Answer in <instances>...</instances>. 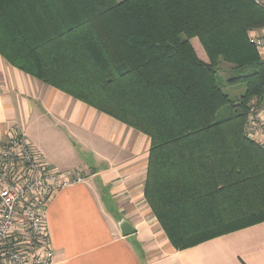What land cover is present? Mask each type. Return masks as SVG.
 <instances>
[{"label":"trees","instance_id":"trees-1","mask_svg":"<svg viewBox=\"0 0 264 264\" xmlns=\"http://www.w3.org/2000/svg\"><path fill=\"white\" fill-rule=\"evenodd\" d=\"M263 28L264 0H0L9 64L150 137L145 197L177 249L264 221V147L245 134Z\"/></svg>","mask_w":264,"mask_h":264},{"label":"crops","instance_id":"crops-1","mask_svg":"<svg viewBox=\"0 0 264 264\" xmlns=\"http://www.w3.org/2000/svg\"><path fill=\"white\" fill-rule=\"evenodd\" d=\"M13 129L53 169L83 178L48 202L53 264H264V221L177 249L145 197L150 137L0 55V141Z\"/></svg>","mask_w":264,"mask_h":264},{"label":"built area","instance_id":"built-area-1","mask_svg":"<svg viewBox=\"0 0 264 264\" xmlns=\"http://www.w3.org/2000/svg\"><path fill=\"white\" fill-rule=\"evenodd\" d=\"M249 40L264 56V32ZM245 134L264 147V85L248 106ZM77 172L53 169L22 130L0 141V264H53L45 214L54 193L82 181Z\"/></svg>","mask_w":264,"mask_h":264},{"label":"rangeland","instance_id":"rangeland-1","mask_svg":"<svg viewBox=\"0 0 264 264\" xmlns=\"http://www.w3.org/2000/svg\"><path fill=\"white\" fill-rule=\"evenodd\" d=\"M117 1H121V0H117ZM193 43H194V46H195V43L196 46V51H197V54H201V51H200V46L203 48V50L205 51L204 47L202 46L200 40L195 37L193 38ZM206 53V51H205ZM207 55V54H206ZM236 71L229 65L227 64L226 62H223L222 65L220 66V71H219V81H220V85L221 87L223 88V90L228 93L231 97V99L233 101L238 102L240 97L245 93L246 91V84L244 82H237V83H230L229 82V78L232 77V75L235 73ZM230 110V108H225L223 111H222V114H226L228 113Z\"/></svg>","mask_w":264,"mask_h":264},{"label":"water","instance_id":"water-1","mask_svg":"<svg viewBox=\"0 0 264 264\" xmlns=\"http://www.w3.org/2000/svg\"><path fill=\"white\" fill-rule=\"evenodd\" d=\"M120 226H121L122 234L125 236L129 235L135 231L132 224L130 222H128L127 220H123L121 222Z\"/></svg>","mask_w":264,"mask_h":264}]
</instances>
